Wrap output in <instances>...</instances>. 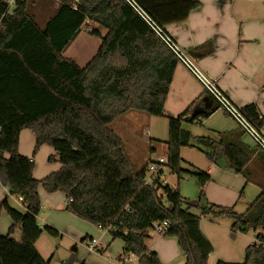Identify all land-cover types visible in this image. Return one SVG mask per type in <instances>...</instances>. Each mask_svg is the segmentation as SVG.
Segmentation results:
<instances>
[{
  "label": "trees",
  "instance_id": "1",
  "mask_svg": "<svg viewBox=\"0 0 264 264\" xmlns=\"http://www.w3.org/2000/svg\"><path fill=\"white\" fill-rule=\"evenodd\" d=\"M40 1L46 0L19 2L13 12L4 14L0 0V185L25 206L20 212L6 199L0 203L11 222L7 233L0 235V264H48L35 242L43 232L53 237L58 233L37 224L40 188L48 194H63L66 212L106 230L111 240H121L122 254L135 258L136 264H162L145 242L157 222L167 223L163 237L175 240L183 264H207L213 252L200 229L201 217L227 218L231 231L241 234L263 230L264 183L254 182L261 191L242 214L204 200L199 217L185 206L179 191L183 175L196 177L200 185L209 182L210 176L195 168L184 169L181 148L194 146L210 163L220 154L225 169L246 182L251 181L249 162L264 165V153L241 141L245 133L239 127L218 134L217 139H193L183 125L198 123L209 112L188 118L189 106L177 117L164 116L178 61L133 7L124 0H58L41 28L32 13ZM134 1L163 32L199 6L198 0ZM88 22L104 28L106 34L101 37L95 29L89 30L100 45L80 67L62 52ZM207 47L201 46L198 55L209 54L212 48ZM131 111L167 119L164 167L176 177V187L160 179L145 184L146 163L133 169L121 139L110 128ZM239 112L255 128L264 127L255 105ZM22 130L34 136L30 157L17 150ZM153 141L158 142L149 140V150ZM42 146L52 148L60 167L38 180L33 177V159ZM199 197L203 199L202 193ZM16 228L19 242L12 238ZM216 264H264V237L258 234L244 249L241 263Z\"/></svg>",
  "mask_w": 264,
  "mask_h": 264
},
{
  "label": "crops",
  "instance_id": "2",
  "mask_svg": "<svg viewBox=\"0 0 264 264\" xmlns=\"http://www.w3.org/2000/svg\"><path fill=\"white\" fill-rule=\"evenodd\" d=\"M198 1L199 6L192 10L184 21L165 26V33L193 62L196 69L238 111L245 106L255 105L259 116L264 118V0ZM93 25L95 26L93 29L99 36L103 37L106 34L104 28ZM207 44V48H212V51L205 56H199V48ZM99 45L98 37L81 31L63 50L62 54L73 60L78 66L83 67L94 56ZM81 62L83 64H80ZM189 106L191 108L188 118L209 112L206 118H198V123L183 125V128L189 132L193 139L197 137L217 139L218 134L229 133L238 127L236 122L218 106V103L203 85L182 63L178 62L165 98L163 114L165 117H177ZM129 113L131 112L117 118L111 124L114 126L111 129L119 138L124 135L128 140L132 139L129 141L135 140V143L141 140L140 131L144 132L147 138V152L145 151L140 156L139 153L135 154L137 149L130 147V153H132L128 154L129 152L123 147L131 164L141 162V166H144L149 159L157 160L161 157L166 159V153L165 156L154 157L156 150L152 147L149 150V140L158 141L160 147L165 146L167 119L147 114V116H142L141 114H145L143 112L130 115ZM118 133L121 135L119 136ZM241 141L250 149L256 148L251 139L252 145L245 141L244 136ZM33 147V134L29 130H22L19 134L18 153L30 157ZM179 155L183 161L182 167L189 168V170L195 168L210 176L209 182L204 185L185 183L186 179L182 178L181 182L183 183L179 185L180 194L185 202L191 201L192 207L196 204L200 193L206 203L219 207L234 206L235 208L241 198L246 199L247 196H250L255 199L257 197L256 189H249V182H246L241 175L231 174L225 169V163L220 154L217 153L214 163H210L204 154L194 146L181 148ZM49 157L53 158V162H48ZM33 162V177L38 180L57 171L60 167L56 154L48 146L40 147ZM162 177H164L163 173ZM160 180L164 183L167 182L165 178ZM167 184L171 185L169 182ZM184 184H189L192 187L191 200L186 194ZM173 185L171 186L176 187L177 181ZM38 194L41 203L40 212L36 217L38 226L40 228L49 226L58 233L56 237L48 235L49 238H52L49 239L43 237V232L35 242L37 252L44 260L48 261V264L55 260L57 254L55 251L62 245L63 240L66 241L63 245L67 246L69 250H67L66 258L59 257V264H124L123 258H131L132 262L129 264H136L135 258L122 254L124 244L121 240H111L106 230L99 229L66 212L64 210L66 199L63 194H48L41 188L38 190ZM4 199L11 208H19L24 212L25 206L20 198L12 196L6 187L0 185V203ZM10 225L9 218L4 211L0 210V235H5ZM200 229L213 247L208 262L210 257L217 252V246L226 244L225 237H227V248L234 249V253L229 256H233L235 259H240V256L242 258L241 253L258 234L264 237V229L246 234L228 232V225L208 220L207 217L200 218ZM221 229L227 230L228 234L226 235ZM16 231L19 232V229L16 228ZM149 232L152 230L147 232L146 246L148 250L156 252L162 264H183L184 257L179 252L174 239L165 238L163 235H151ZM90 243L95 246V250L92 252L87 248ZM236 248L237 250H235ZM73 250L85 251L87 256L80 257L74 254Z\"/></svg>",
  "mask_w": 264,
  "mask_h": 264
},
{
  "label": "rangeland",
  "instance_id": "3",
  "mask_svg": "<svg viewBox=\"0 0 264 264\" xmlns=\"http://www.w3.org/2000/svg\"><path fill=\"white\" fill-rule=\"evenodd\" d=\"M56 4L57 3L53 2V1H40V2H37L36 5H34L32 13L35 16L37 24L39 25V27L42 28L44 26L45 22L49 19V17L53 13L54 9L56 8ZM94 27L95 26L93 24L88 22L87 24L82 26L81 31L82 32H89V30H92V28H94ZM77 42H75V43H77ZM80 64H83V62H81ZM132 113L136 114L137 112L131 111V113H129V115L132 114ZM141 115L142 116L143 115L147 116L146 114H141ZM113 127L114 126L110 125V128L113 129ZM184 127H186V126H184ZM118 135L120 136L121 133H118ZM140 135H141V140L140 141L138 140L137 143H135V140L134 141H129V140H132V139L130 138L128 140L127 137H125L124 135H121L120 139H121V141L123 143V147L125 148V150H127L129 152L128 154L132 153V152L130 153V147H132L134 149H137L135 151V154L139 153L140 156L145 151L147 152V146H146L147 138H146L144 132L140 131ZM244 138H245V141L248 144L252 145V142L250 141V139L248 138L247 135H244ZM214 139H216V138H214ZM151 147L154 150H156V155H154V157H159L161 155L165 156V153H166V147L165 146L160 147L157 142L153 141L151 143ZM138 148H139V150H138ZM190 151H192V150H190ZM161 158H163V157H161ZM133 164H132L133 169L136 170V171L139 170L142 167L141 166L142 165L141 162L139 164L134 162ZM248 167H249V169L251 171L250 180L252 181V182H249L248 187H249V189H252V190L256 189L257 194H259L261 190L253 182H255V183H264V165H262L261 163L259 164V163H256V162H249ZM183 168L185 169L184 166H183ZM187 169L189 170V168H187ZM228 172L233 174L231 171H228ZM163 174H164V177H162L161 179L164 180V178H165L167 180V182H165V183L169 182L172 186H174L173 184L176 183V181H177L176 177L174 175L168 173L166 168L163 169ZM147 176H148V174L146 175V177ZM183 176H184L183 179H186V180H184L185 183H199L198 180L196 179V177H194L192 175L186 174V175H183ZM179 183H183V182L180 181ZM184 187H185V190H186V194H188V196H189L188 198L191 200L192 199L191 197H192V194H193L191 185H189V184L185 185L184 184ZM189 194H191V195H189ZM247 197H246V199L241 198L240 201H239V204L237 203L235 208H234V206H230L229 208H232L233 211L235 213H237V214H242L247 209V207L251 204V202L254 200L253 197L252 198L250 196H247ZM185 203H186L185 206H190L191 205L190 206L191 207L190 212L192 214H194L196 216H199V217L201 216L200 215L201 214V210L200 209L205 204L204 203V197L202 199V198H200L198 196L196 204L194 205V207H192L191 201L190 202L187 201ZM15 209H17L18 211L22 212L19 208H15ZM206 217H207L208 220H212V221H215V222H220V223H224L225 225H228V232H232L231 229H230L231 220H229L227 218L212 219L210 216H206ZM203 225H202V228L205 231ZM221 231L226 233V235L228 234L226 232L227 230L225 231V230L221 229ZM149 234L152 235V234H155V233L152 231V232H149ZM43 237L49 238L48 234L45 233V232H44ZM12 238L16 242H19V240H20L19 232L18 231L14 232V234L12 235ZM49 239H52V238H49ZM146 239H148V238H146ZM225 240H226V244L224 243L223 245L217 246V252L210 257L208 264H216L217 261H223V262H226V263H241L243 261V252L241 253L242 254V258L240 256V259H235V258H233V256H229V254L234 253V249L227 248L228 247V245H227V237H225ZM63 241H64L63 243L66 242L65 240H63ZM63 243H62V245H60L56 249L55 253H57V254L55 256V260H52V262L50 264H59L58 261L60 262V260H59L60 256H64V258H66L65 256H67V254H68L67 250H69V249H67V246H64ZM235 250H237V248ZM73 251H75V250H73ZM74 254H76V255H78L80 257L81 256H85V255L87 256L85 251L82 252V251H79V250H76L74 252ZM219 257H222L223 259H220Z\"/></svg>",
  "mask_w": 264,
  "mask_h": 264
},
{
  "label": "built area",
  "instance_id": "4",
  "mask_svg": "<svg viewBox=\"0 0 264 264\" xmlns=\"http://www.w3.org/2000/svg\"><path fill=\"white\" fill-rule=\"evenodd\" d=\"M5 4L4 14L11 13L14 11L16 4L24 2L26 0H1ZM58 2V0H46ZM76 1V0H75ZM144 19L149 27L159 36V38L165 43V45L172 51V53L177 58V61L182 63L188 71L203 85V87L209 92L210 95L218 103V106L225 111L238 125V127L243 130L245 135H247L251 141L254 143L255 147L264 153V127L257 129L255 128L216 88L210 83L204 75L199 72L193 62H191L185 54L177 47V45L171 40V38L165 34L156 24L141 10V8L135 3L134 0H124ZM75 9V6L73 7ZM166 159L159 158L157 160H147L146 164V174H145V184H150L155 181V179H161L162 171L165 168L164 165ZM161 172V173H159ZM148 176L146 177V175ZM167 228V223L157 222L153 224L152 231L157 235H163L165 229ZM89 251H94L95 246L93 243L87 245ZM136 260V259H135ZM122 262L124 264H129L132 262L131 258H123Z\"/></svg>",
  "mask_w": 264,
  "mask_h": 264
}]
</instances>
